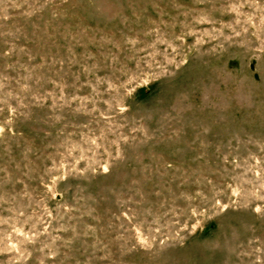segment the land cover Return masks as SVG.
<instances>
[{
    "label": "rangeland",
    "instance_id": "rangeland-1",
    "mask_svg": "<svg viewBox=\"0 0 264 264\" xmlns=\"http://www.w3.org/2000/svg\"><path fill=\"white\" fill-rule=\"evenodd\" d=\"M0 264H264V0H0Z\"/></svg>",
    "mask_w": 264,
    "mask_h": 264
}]
</instances>
